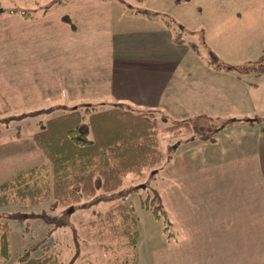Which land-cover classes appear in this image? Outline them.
<instances>
[{
	"label": "crops",
	"instance_id": "obj_1",
	"mask_svg": "<svg viewBox=\"0 0 264 264\" xmlns=\"http://www.w3.org/2000/svg\"><path fill=\"white\" fill-rule=\"evenodd\" d=\"M174 4L186 11L182 21L191 28L205 30L207 39L212 36L207 42L216 49V56L226 53L216 46L249 44L253 30L264 25V4L260 0H189ZM94 25L73 12L54 17L40 13L26 19L0 9V47L5 48L0 52V110H6V104L57 105L77 101V85L81 81H77L80 72L76 62L84 54L90 56L86 46ZM101 25L106 47L105 54L99 57V76L104 77L109 95L116 100L162 108L174 117L195 116L202 104L238 101L239 96L234 93L212 91L217 88L212 86L221 83L237 85L252 101L246 81L209 70L194 45L190 41L174 43L172 30L162 22L121 31L114 29L112 20L99 23V28ZM88 62L92 59L88 58ZM86 76L90 78L89 70ZM256 97L254 102L259 103L262 97L258 93ZM238 125L239 129H252L247 128L245 121ZM20 130L18 136L10 131L8 137L0 136V183L45 161L30 139L37 129L25 137ZM250 197L196 198L191 204L203 206L201 212H165L162 219L152 215L175 228L168 231L164 223L165 236L158 228L148 231L153 234L151 239L142 249H135L130 264H251L249 254L252 246H259L262 226L257 219L260 215L253 213L255 208L245 207L255 201ZM184 199L175 203L181 204ZM229 204L243 207L232 214ZM229 216L237 218L230 224L218 223L227 221ZM203 220L207 222L206 228L201 226ZM235 221L241 224L236 226Z\"/></svg>",
	"mask_w": 264,
	"mask_h": 264
},
{
	"label": "rangeland",
	"instance_id": "obj_2",
	"mask_svg": "<svg viewBox=\"0 0 264 264\" xmlns=\"http://www.w3.org/2000/svg\"><path fill=\"white\" fill-rule=\"evenodd\" d=\"M61 1L64 5L58 4V0H0V9L25 8L35 17L40 13H49L54 17L73 12L82 21L96 24L89 30L90 44L86 48L90 56L86 57L84 54L81 56L82 59L79 58L76 62L80 72L77 80L81 81L80 86L77 85L80 96L77 101L73 100V103L68 104L67 102L57 105L6 104L8 105L6 110H0V136L8 137V132L16 131L18 125L21 136L25 137L30 131L39 128L37 123L39 119L44 120L48 116L60 113L62 108L84 104L109 106L120 102L134 110L155 109L158 111V116H166V124L185 119L190 123V129L183 127L178 136L164 132L160 134V148L164 155L162 167L147 170L141 175L127 174L120 187L124 191L118 198L132 203L133 213L138 219L140 237L135 249L137 251L142 249L151 239L153 234L147 233L148 231H157L158 228L165 236L164 223L168 231L175 228L169 225V222L155 220L150 212L141 209L138 193L143 194L146 187L150 191L159 193L161 204L167 214L201 212L203 206L191 204L196 198L251 196L250 198L255 201H250L245 207L255 208L253 213L260 215L257 219L260 220L262 229L259 246L251 248L250 263L264 264V220H262L264 204L260 205L264 203V133H259L264 127V25L256 31L253 30L252 43L216 46L226 52L216 56L214 54L216 49L207 42V40L211 41L212 36L207 39L205 30L191 28L182 21L186 11L175 5L173 0ZM260 1L264 4V0ZM154 7H158L159 10H155ZM144 10L158 11L161 15L174 19L176 28L180 25L183 27L185 41H190L196 48V53L203 56L204 65L211 71L229 73L246 81L252 94V101L245 97L248 94L240 91L237 85L220 83L219 86H212L217 87L212 91L224 90L234 93L239 96L235 104H226V101L215 105L202 104L195 116H182V118L169 115L162 108L130 104L109 95L104 77L99 76V57L106 47L104 30L101 29L102 25L99 28V23H108L112 20L114 29L121 31L143 29L159 21L149 19L143 13ZM3 13L8 14L6 11ZM4 51L5 48L0 47V52ZM88 58L90 61L92 59L91 63L88 62ZM88 70L90 78L86 76ZM257 93L262 97L259 103L254 102L257 100ZM21 115H23L22 119L15 122V119H18L15 116ZM10 121L13 122L7 126L6 123ZM244 121L253 122L252 125L247 126L252 129L248 131L239 129L238 124ZM160 123L164 124L162 121ZM199 134L205 135L200 139ZM179 198L186 200L176 204ZM113 200L111 196L97 200L88 198L84 199L81 205L67 210H61L52 200L33 205L14 202L0 206V219L6 221L9 232V256L0 264H20L26 253L31 257H39L44 252L41 245L48 247L50 251L60 249L61 264H69L70 260V264H96V262L103 264L101 259L106 255L97 250L96 241L86 237L88 232L82 224L93 218L94 213L104 211ZM227 207L234 211L232 214H236V210L243 206L229 204ZM235 218L237 216H229L227 221L218 223L230 224ZM200 223L202 228H206L205 220ZM234 223L237 226L241 221ZM85 244L88 250L85 249ZM87 251L89 252L86 253ZM73 255L75 256L71 259Z\"/></svg>",
	"mask_w": 264,
	"mask_h": 264
},
{
	"label": "trees",
	"instance_id": "obj_3",
	"mask_svg": "<svg viewBox=\"0 0 264 264\" xmlns=\"http://www.w3.org/2000/svg\"><path fill=\"white\" fill-rule=\"evenodd\" d=\"M186 1L189 0H174V3ZM58 4L64 3L58 0ZM3 11L18 13L26 19L34 17L25 8ZM143 13L171 29L174 43H185L183 27L179 24L176 28L174 19L156 11L144 10ZM157 112L155 109L134 110L120 102L109 106L84 104L62 108L60 113L38 120L39 128L30 139L45 161L0 183V206L14 202L33 205L52 200L61 210H67L81 205L84 199L111 196L114 198L111 204L104 211L94 213L82 226L88 232L86 237L96 241L97 250L106 255L101 259L103 264H130L135 257L139 231L132 203L118 198L124 191L120 189L124 178L130 173L141 175L162 167V132L178 136L183 127L191 128L185 119L166 124V116H158ZM22 116H15L18 118L15 121ZM9 123L12 122L6 125ZM16 126L14 136L19 135V126ZM260 133H264V127ZM204 135L199 134L200 139ZM138 198L141 209L162 219L166 211L158 192L146 187L143 194L138 193ZM8 233L6 221L0 219V262L9 256ZM41 247L44 252L39 257L26 253L20 264L62 263L60 249L50 251L44 245Z\"/></svg>",
	"mask_w": 264,
	"mask_h": 264
}]
</instances>
